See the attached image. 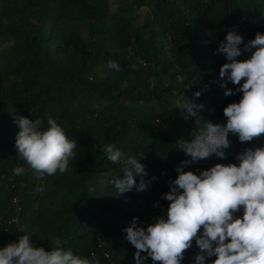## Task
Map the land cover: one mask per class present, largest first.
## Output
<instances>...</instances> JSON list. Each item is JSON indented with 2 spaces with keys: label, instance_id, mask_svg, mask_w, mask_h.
<instances>
[{
  "label": "trees",
  "instance_id": "trees-1",
  "mask_svg": "<svg viewBox=\"0 0 264 264\" xmlns=\"http://www.w3.org/2000/svg\"><path fill=\"white\" fill-rule=\"evenodd\" d=\"M116 2L114 8L111 0H0V41H13L0 47V248L31 234L34 246L46 251L59 246L99 264H135L123 230L134 217L137 227H146L166 211L169 202L161 196L168 181L181 161L191 160L177 141L190 140L208 121L225 123L223 109L242 96H226L220 87L228 61L217 49L229 30L244 43L264 33V0ZM32 20L42 21L43 32L20 26ZM109 60L120 70L108 68ZM181 97L204 110L185 119ZM18 115L42 118L45 126L50 115L77 140L66 172L33 174L15 147ZM229 140L224 159L213 154L184 170L238 163L242 149L264 147V137L241 143L229 134ZM107 144L145 165L146 181L158 179L145 191L118 194L113 181L124 165L107 160ZM135 179L138 184L140 176ZM199 251L193 241L181 264Z\"/></svg>",
  "mask_w": 264,
  "mask_h": 264
},
{
  "label": "clouds",
  "instance_id": "clouds-1",
  "mask_svg": "<svg viewBox=\"0 0 264 264\" xmlns=\"http://www.w3.org/2000/svg\"><path fill=\"white\" fill-rule=\"evenodd\" d=\"M217 53L228 61L219 71L220 87L225 89L226 96H242L239 102L229 103L223 109L225 123L208 121L190 140L177 141L179 150L191 160L181 161L175 169L177 177L168 181L169 191L161 196L169 202L166 211L146 227H137L134 217L123 230L136 250L135 264L149 258L152 264H181L193 241L200 250L194 264H206V260L211 264H264V147L242 149L235 157L238 163H216L205 170L195 168L200 170H194L195 173L184 170L213 154L224 159V150L231 144L229 134L241 143L264 137V33L258 31L254 39L244 43L241 34L229 30ZM245 53H251L250 57L237 59ZM108 68L120 70L112 60L108 61ZM229 82L237 86L235 90L227 88ZM123 87H127L126 81ZM200 95L199 91L194 93L193 100ZM180 100L184 101L180 108L186 110L185 119L197 116L205 108L185 97ZM14 122L20 129L15 140L18 156L35 176L43 178L68 170L78 143L69 139L56 119L49 115L45 126L42 118L33 120L18 115ZM102 151L113 164L123 161V175L113 181L118 194L133 189L145 191L158 179L153 175L146 181V166L135 157L125 159L114 144L105 145ZM14 171L21 174L24 169L18 167ZM136 175L140 176L138 184ZM30 237L31 234L20 235L18 242L0 248V264H99L98 260L74 254L70 248L56 246L46 251L34 246ZM212 257L215 259L211 260Z\"/></svg>",
  "mask_w": 264,
  "mask_h": 264
},
{
  "label": "rangeland",
  "instance_id": "rangeland-1",
  "mask_svg": "<svg viewBox=\"0 0 264 264\" xmlns=\"http://www.w3.org/2000/svg\"><path fill=\"white\" fill-rule=\"evenodd\" d=\"M117 0H111V3H112V7H117ZM147 8H143V9H140V11L138 12V15H137V23L138 25H142V23H144V20H145V17H146V14H147ZM20 26H23V27H26V28H36V30L38 32H43V23L42 21H28V22H24L22 23ZM13 44V41L12 40H9L7 42H1L0 41V47L1 45H6L7 47H11Z\"/></svg>",
  "mask_w": 264,
  "mask_h": 264
},
{
  "label": "built area",
  "instance_id": "built-area-1",
  "mask_svg": "<svg viewBox=\"0 0 264 264\" xmlns=\"http://www.w3.org/2000/svg\"><path fill=\"white\" fill-rule=\"evenodd\" d=\"M196 172H200L199 169H195ZM191 264H194V259L191 260ZM206 264H207V261H206Z\"/></svg>",
  "mask_w": 264,
  "mask_h": 264
}]
</instances>
